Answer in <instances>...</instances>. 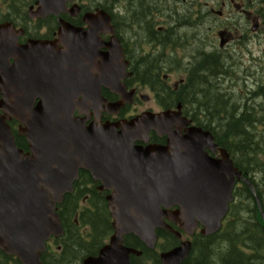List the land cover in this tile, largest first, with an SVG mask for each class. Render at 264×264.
<instances>
[{
	"label": "water",
	"instance_id": "95a60500",
	"mask_svg": "<svg viewBox=\"0 0 264 264\" xmlns=\"http://www.w3.org/2000/svg\"><path fill=\"white\" fill-rule=\"evenodd\" d=\"M104 23L100 31L109 30ZM64 35L61 50L38 42L19 47L13 27L0 25V108L24 125L29 142L24 153L2 122L0 248L23 264H42L38 250L44 239L62 232L55 203L72 190L80 168L97 178L101 188L115 191L107 197L114 233L98 256L86 258L84 264H130L129 256L140 252L123 245L124 234L133 233L153 248L155 229L171 230L165 218L181 220L180 228L189 235L198 223L202 235L218 231L241 172L225 154L217 161L203 154V147L214 146L209 132L193 128L180 136L172 131L174 112L144 113L122 122L119 130L115 123L86 126L74 118L75 110L88 101L100 104L101 86L124 89L120 80L126 62L116 38L107 43L110 52L101 55L96 36ZM150 129L167 134L168 145H134L146 139ZM172 205L179 208L165 209ZM191 246L184 240L160 253L161 264H181Z\"/></svg>",
	"mask_w": 264,
	"mask_h": 264
},
{
	"label": "flooded vegetation",
	"instance_id": "af4514ba",
	"mask_svg": "<svg viewBox=\"0 0 264 264\" xmlns=\"http://www.w3.org/2000/svg\"><path fill=\"white\" fill-rule=\"evenodd\" d=\"M100 12L108 16L107 23L102 18L98 19ZM100 22L113 32L100 31L103 28ZM0 25L13 27L16 45L19 47L38 42L53 44L61 50L64 48L63 34L82 38L96 36L101 42L96 52L103 55L110 52L107 43L111 39L119 40L123 60L127 62L126 75L122 80L125 90L115 92L101 86L100 96L103 100L100 104L88 101L76 109L74 116L86 126L115 123L118 124L117 129H120L122 121H128L146 111L172 109L179 112L180 119L174 124L173 130L181 127L180 136L190 128L198 127L207 131L208 121L204 115L209 113L194 104L184 105L179 100H193L191 96L196 81L203 86L212 81L215 75L207 74V77L199 79V72L211 63L219 65L216 72L219 81L212 88L214 93L232 99L241 98L246 106H252L254 97L264 96L259 94V86L264 91V67L260 66L262 63L258 62L257 56L258 53L264 54V0H0ZM96 30L98 33H95ZM235 59L238 61L234 62ZM13 61L10 59V63ZM142 66L145 68L138 73V68ZM147 66L151 69H146ZM93 76L97 77L98 71H94ZM225 85L230 92L223 90ZM142 90L148 91L149 95ZM200 91H195L197 97ZM168 101L172 104H167ZM148 102L154 103L155 109L149 107L141 110L143 104ZM115 104L120 105L115 108ZM2 122L9 127L15 145L28 152L29 142L22 133L24 125L13 116L5 115L0 108V127ZM167 140L168 135H159L151 130L147 141L136 140L134 145L142 148L166 146ZM213 140L216 145L214 150L206 147L204 152L209 158L219 160L224 148L219 146L214 136ZM242 183L235 181L232 190L234 200L237 199L236 193ZM114 192L113 188L101 189L100 181L88 170L80 168L69 193L71 196L79 195L74 215L78 216L82 209H109L107 197ZM64 199L65 196L56 205V209H62V213L66 208ZM238 199L241 203L240 195ZM169 209H176V206ZM171 225L178 228V224ZM89 226L75 220L74 224L66 223L63 226L62 235H50L40 256L42 263L51 264V260H54L65 264L67 260L73 259V264H83L87 256H97L100 248L97 245L91 252L79 250L70 256L76 248L72 246L69 236L76 231L84 242L90 243ZM158 231V241H163ZM137 241V246L132 244L134 247L123 242L141 251L134 258L130 256V264L134 261L138 264H152L151 260L145 261L143 251L146 249L153 252V258L157 248L148 249L144 242L139 239ZM179 241L177 239L171 248L177 246ZM0 264L19 263L13 255L0 248ZM158 264H161L160 260Z\"/></svg>",
	"mask_w": 264,
	"mask_h": 264
},
{
	"label": "trees",
	"instance_id": "16d2710c",
	"mask_svg": "<svg viewBox=\"0 0 264 264\" xmlns=\"http://www.w3.org/2000/svg\"><path fill=\"white\" fill-rule=\"evenodd\" d=\"M144 66L138 68V73L142 72ZM218 68L219 65L211 63L201 70L199 79L207 77V74L215 75L212 81L204 86L196 81L191 96L193 100L186 98L179 101L184 105L194 104L195 107L209 113L204 115L208 121L207 129L211 130L216 141L231 154L235 166L245 173L253 187L242 184L237 190L241 197L240 205L232 204L225 222L217 233L208 237L196 234L190 254L181 264H264V96L262 99L254 97L252 106L251 104L246 106L241 98L232 99L214 93L212 88L219 81L216 77ZM146 69L151 68L147 66ZM259 87L262 90V87ZM199 89L201 91L197 97L195 91ZM261 90L259 94H264ZM167 104L172 103L168 101ZM78 199V194L65 195L64 213L62 209L58 211L64 226L66 223H73L74 208ZM78 220L90 224L91 241L84 242L81 236L73 231L69 239L76 249L70 253L71 257L79 250L86 253L94 250L96 245L101 246L112 232L108 209H83ZM158 234L163 239L159 244L161 249L175 245L177 239L172 233L159 229ZM137 240L133 235L131 237L127 235L124 243L137 246ZM133 245L131 247H134ZM152 253L144 249L145 261L151 260L152 264H158V254L152 258ZM148 254L149 258L146 257ZM131 257L134 258L133 255ZM74 261L69 259L65 264H73ZM131 264L138 262L134 261Z\"/></svg>",
	"mask_w": 264,
	"mask_h": 264
},
{
	"label": "rangeland",
	"instance_id": "374dc122",
	"mask_svg": "<svg viewBox=\"0 0 264 264\" xmlns=\"http://www.w3.org/2000/svg\"><path fill=\"white\" fill-rule=\"evenodd\" d=\"M257 56H258V62L260 61V63H262L260 66H263V67H264V54H262V53H258ZM233 61H234V60H233ZM237 61H238V60H237ZM237 61H236V59H235L234 62H237ZM233 74H234V73H233ZM223 90H226V91L230 92V90L227 89V86H226V85L223 86ZM142 92H143V93H146L147 95H149V92L146 91V90H142ZM149 107H152V108L155 109L154 103H152V102L145 103V104H143V106H142L140 109L143 110V109H146V108H149ZM182 238L185 239V238H186V235L183 234Z\"/></svg>",
	"mask_w": 264,
	"mask_h": 264
},
{
	"label": "bare ground",
	"instance_id": "6f19581e",
	"mask_svg": "<svg viewBox=\"0 0 264 264\" xmlns=\"http://www.w3.org/2000/svg\"><path fill=\"white\" fill-rule=\"evenodd\" d=\"M259 98H261V97H259ZM262 99V98H261Z\"/></svg>",
	"mask_w": 264,
	"mask_h": 264
}]
</instances>
